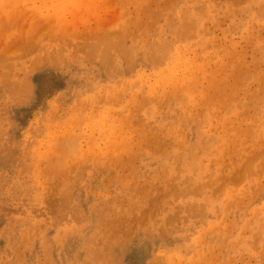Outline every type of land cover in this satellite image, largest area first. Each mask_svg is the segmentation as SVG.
Returning a JSON list of instances; mask_svg holds the SVG:
<instances>
[{
	"label": "rangeland",
	"instance_id": "rangeland-1",
	"mask_svg": "<svg viewBox=\"0 0 264 264\" xmlns=\"http://www.w3.org/2000/svg\"><path fill=\"white\" fill-rule=\"evenodd\" d=\"M3 1L5 3L9 2L8 4L10 3L16 4L18 7L17 9L18 14L17 11L16 13L15 11L14 12L8 11L5 14L1 15L2 17L0 16V28H2L0 29V264H104L103 262L104 258L106 259L104 260L105 264L106 261H108L107 259H109L110 264H117V263L146 264V263H151V261H155V260H162V259L168 260L169 257L174 256L176 249L179 250L180 257H178V259L183 258L185 260V261L183 259L181 260L183 263H187V261L191 258L192 255L194 257L199 253H202V250H204L205 254L201 259V263H214V246L213 249L212 247L210 248L211 245H214L213 232L215 235L217 233L224 235L221 238L225 239V243H226V238L228 237L233 239V242L237 244L236 255H233L232 253L227 254L226 250H224L223 252L226 254V255L224 254L225 257H227L228 255L229 256L232 255V257L234 258L232 264H236V262L237 264H264V247H263L264 234L263 235L260 234L259 237L257 236L258 233L255 234L254 237L256 236V238L258 239L256 240V238L253 239L254 233H252L256 229H258L259 232L260 228H263L261 229L260 233L264 231V225L260 223V222L264 223V188H261L264 186V165H263L264 160H262L263 159L262 157H259L257 161H255L256 167L258 166L259 167L258 170L260 171V172L258 171L256 172L257 176L259 175L257 178L256 177L252 178L253 174L251 176H247L249 178L243 176L244 178L242 180L241 178L237 180L238 183L233 181L234 183H236L234 184L229 182L232 179H229L231 177L228 176L230 174H231L230 176L236 175V173L239 170L238 166H240L241 164L243 165L247 163L249 160H251V158H249L247 161V158L253 156L252 153L256 150L252 149L251 151V148H249L248 152H246L245 154V157L241 160L239 159V156L234 157L233 158L234 160L235 159L238 160V162H236L235 160L237 165L235 162H233L231 165L230 163H226L228 161L232 162L233 159H229L225 161V163H223V165H226L224 166V170H222L223 168H220L219 170L220 173L219 172L216 173L215 168H210L211 164L209 163L208 159L206 160V158H202V160H199L201 165L199 164L197 165L193 153L190 154V152L195 151L198 145H201L203 141H204L203 142L204 146L201 145L199 147L201 148V150L206 149L212 143L217 141V139L219 138L218 135L225 136L226 130H223V128H218V127L210 128L209 121L207 126L206 123L207 117L205 118V115L196 113L198 108H194V107L192 108L189 107L188 114L191 113L190 114L191 116L189 115V118L191 117L190 119L192 120L191 121L185 120L187 123L185 124V121L183 120L185 119L184 111L183 109L181 110L176 105V100L180 99V97L182 98L183 97L182 94L175 95L178 96L175 97L177 99H175L174 96L173 97L169 96L168 97L169 100L166 98L169 94L168 95L163 94L164 95L163 97L164 102H163V100H161V95H158V93L157 95H155L157 97L156 98L153 95L150 96V95H146L145 93L138 92L140 94H138L139 96H137L136 99L134 100L138 103L135 102V104L137 105H134L133 104L134 101L128 94L130 93L132 96L134 91H138L136 85L134 87L132 86L131 88H129L128 94L126 93L127 91L125 93H119L122 94L124 97L121 95L116 96V99L114 101L111 99L112 90L109 91L110 94L108 97H107V93L105 95V90H104V88L107 85L110 84L113 85L116 81L120 79H125V80L130 79L133 76H135L138 72L140 73L145 72V74L148 75L150 72L156 69L158 67V64L155 65V63L152 62L153 66L150 65L151 63L148 60L150 57L149 53H152L151 55L157 57L159 55L161 56V54H163V50L162 49L158 50V49L163 48V43L166 45L167 44L166 42H169L168 43L169 45L168 44L166 45V49L169 46L171 50H174L177 47L190 45V44H191L190 47H193L194 43L195 45H197L198 44L197 41L199 40L201 43H199L198 46L200 44H203V46L200 45L201 49L205 48L206 46L205 44L207 43L206 42L202 43L203 40L202 39L200 40L199 37L192 38L191 41L192 42L195 41L193 45L192 42L187 43L188 41L187 38L182 39L178 37L177 28L181 24L180 22H182V18L180 16L182 12L185 13L187 12L186 17L192 16L196 26H198V29L203 32V33L201 32V34L206 38V39L204 38V41L205 40L207 41V39L213 40V42H211V45L210 44L207 45L206 48H208L211 51L209 53L211 56L210 60L212 63L211 65L214 66L217 64L219 59L223 57V55L226 52L223 46L220 47L219 42L225 40L227 42L229 41H233L235 43L238 42L239 44L237 43L238 45L236 46L238 51L244 50L246 43L245 41H243L244 39L242 36L243 35L242 31L245 26H248L247 24H249L250 26V24L253 25L255 24V22L258 23L253 26H255L256 28L255 30L257 33L261 32L258 35L261 37V39L264 40V32L262 33V30L264 31V16H263L264 14L261 13L264 4L262 3L260 5L257 2L258 0H250L251 2H253V7L251 8L247 6V2L236 4V1L238 2V0H228V1L207 0L208 2L205 1L206 4L201 3V6L205 5L204 6L205 10L203 16H200L199 14L200 12L197 11L200 8L195 9L196 7L195 4L191 3L192 4L191 5L190 2L189 4L188 2L177 3V0L175 1L173 0L175 3L172 2L171 5H169L170 8L169 6H165L167 7L165 8L166 10L161 11V13L163 12L164 14H166L165 17L163 16V14H160L157 17V19L160 17L158 20L152 18L153 15L151 17L152 19L149 16L147 17L148 22L151 20L149 22L151 26L148 28V30L151 33L150 35L147 29H139L133 24L131 28L130 27H127L128 29L125 28L126 26H124L123 23H125L129 19L132 21L133 18H135L137 7H135L133 4H129L126 7L127 9L125 10L128 14L127 16V14L124 13L125 11H122L123 6H120L121 5L119 2L120 0L118 1L117 0L116 1L115 0H106V1L105 0L104 1L103 0H98V1L97 0H48V2L47 0H37V1L12 0V2H10L11 0L10 1L3 0ZM98 2L100 4L99 6H98ZM234 4L238 6L234 7ZM13 6L16 8L15 5ZM118 8H120V10L122 9L121 12H119L120 10ZM202 8L200 10H202ZM248 9L250 10V12H248ZM167 10H169V12ZM189 10L192 11L191 14ZM157 11L158 9L156 10V8H154L152 13L154 14ZM174 11L176 13H174ZM193 12H197V13H193ZM52 13L55 15H52ZM117 13L120 14L122 13V16H120V14ZM157 13H159V11ZM168 13L171 15V17L173 16V18H171ZM6 15H8V17ZM161 15L163 18L161 17ZM117 17L119 18V20ZM202 21H204L203 23L205 24H202ZM154 22L156 24H154ZM153 24L155 26L157 25L158 29ZM260 25L263 26V29H261L262 27ZM122 26H124V28H122ZM119 27L120 29H125V30L127 29L125 31L126 36H124V39L128 37L124 40L125 41L124 45H126L124 46L125 49L127 50L129 49V47L131 48L133 47V49L135 50L137 49L138 51H140L138 52L139 54H137V52L134 53L135 50L131 48H130L131 50L129 49L130 54L133 53L135 55L134 60L132 59L134 58V55H129L131 56L130 59L132 60L131 63L130 60H128L127 58L126 55L127 52L125 51L123 52V50H121L120 48L116 46L114 47V45L107 47L105 46L103 48V45L107 43L108 40L110 39L109 38L106 41V38L109 37L108 34H111ZM129 28L130 30L132 29L131 31L134 32L135 36L133 33H132V37L130 36L129 33L131 31L130 32L128 31ZM151 28L155 29V30L153 29L154 32ZM136 29H138V31L139 30L143 31V32L139 31L141 36L144 35L143 38H141L140 36L141 38L140 40L142 41H137L139 40L138 38L139 36L138 34H136L137 32ZM258 29L259 31H257ZM59 31L60 33H58ZM127 31L129 33H127ZM161 35L167 41L164 38H162ZM129 36L131 38H133V36L134 37L137 36L136 38H134L136 44L134 43V41H132L131 43V39ZM151 36L154 37V40L153 38H151ZM159 36H161V39L158 38ZM146 38H148L149 41L148 43L147 41H145ZM136 41L140 42V44L137 43ZM143 42H146V44H144ZM155 42L160 44H155ZM216 42L217 44H215ZM31 44L32 46H30ZM95 44L96 45L99 44L98 48L102 47V49L105 52L102 49L100 50L102 53L100 51H97V48L96 49L94 48L96 46ZM158 45L160 47H158ZM195 45L194 47L198 48L197 50H199L200 46L198 47ZM263 45H264V41H263ZM241 46L242 48L243 47L244 48L241 49ZM246 47H247L246 48L247 51L244 50V54H243L244 63H246V65L248 66H251V64L255 65L258 62V67H256L255 70L257 72H264V62L262 60V54L259 53V52L262 53V51H260L261 49L259 51L255 50L254 52V50L252 51L253 48H251V45L249 47L248 46ZM150 49L153 50L150 51ZM163 49L165 50V47ZM84 50L86 52H84ZM99 52L101 53V55H99L100 54ZM123 54H125L126 58ZM143 54L145 55V57ZM146 54H149V56ZM89 56L90 58L93 57L94 58L90 59ZM106 57L109 58L106 59ZM126 59L128 60V62ZM91 61L94 62L91 63ZM129 63L132 65L130 66ZM32 66L35 68H33ZM34 69L35 71H33ZM250 72L254 73V69L252 68V71ZM258 82H256L255 84L252 83L253 85H251V88H249L248 90L240 91L239 100L241 101V103L248 102L250 104L248 109L245 110L244 112V114H246L245 117L247 116L243 124V127L245 128H247L248 126L250 127V125L253 124V119L256 120L257 116H258L257 120L261 119L260 117H262L263 114L262 111L264 110V102H263L264 89H262L263 90L262 91L261 88H264L263 86L264 81H258ZM86 84L87 85L90 84V85L86 87ZM204 86L207 87V85L203 83V85H201V87L197 89L198 92L197 90L195 91V94H198L199 91ZM120 90L121 88L119 89V91ZM93 93L96 94H94L93 96ZM261 93H262L261 98H258V96L260 97ZM104 95H105V99H104ZM248 95L251 96L252 98L249 97ZM128 96L130 97V99ZM147 96H150V98L149 97L146 98ZM119 97H122V99ZM144 97L146 99H142ZM127 99H129V101ZM118 100L125 102L119 103ZM139 100L142 101L140 102ZM127 102H131V103L124 105ZM122 104L124 105L125 109L123 108ZM255 104H258V107H255L257 106ZM114 105H116L115 108H118L117 110L113 108ZM137 106L139 107V109ZM97 107H99L98 111H97ZM107 107L110 109V111L108 110ZM105 108L106 110L109 111V113L108 111L105 110ZM135 108H137V110H135ZM119 109H123L122 112ZM140 109L142 110L140 111ZM132 112L135 113L134 116ZM105 113H108V116ZM109 114L111 115L110 117ZM131 115L133 116L132 119L134 120L133 125L136 126L132 125L130 126V128L139 127V126L143 127V125L146 126L147 124L146 127H150L151 129L149 128L148 129L153 131L152 130L153 127H156V130L157 129L159 130V127H161L162 125L165 126L167 122V125L165 127L162 126V129H160L161 132H164L163 134H159V131L157 130L159 136H161V138L163 137L162 140H167V141L165 142L163 141L164 145H161L162 142L161 143L159 142V144L157 142L156 144L154 143L155 145H157L156 147L157 151L154 147L155 145L153 144L152 145L149 144L148 148H147L148 145L147 144L145 145L144 148L141 147L140 148L141 150L134 149L135 151H137L136 153L137 156L133 155L135 154L134 151L133 153H130V155L133 156L131 157L132 160L125 159L124 160L125 163L122 164L118 163V165H116L117 162L115 161V158L112 155V153L113 152L114 154L116 153L115 152L117 151L116 149L120 146L119 143L122 142L123 132L129 129L127 126H125V128L123 127L125 124L121 126V129L119 130H117L118 128L116 129V127L121 123L122 120L128 121L129 119L133 123V121L129 118L131 117ZM169 115H171L173 119L172 117L170 118ZM100 118L101 119L105 118V119L104 121H102L99 120ZM148 118L151 121L148 120ZM180 118H182L181 127H180V122L178 123ZM171 119L173 120L172 122H174L173 124L172 122H170ZM249 119L251 120L250 123H249ZM95 122H97L98 124ZM135 122L138 123L136 124ZM139 122H141L140 125H138ZM101 123H105V124H101ZM106 123H107V127H106ZM146 127L145 129H147ZM175 127H177L178 129L176 130ZM164 128L166 129L164 130ZM169 128L172 130L169 131L168 130ZM115 130H117V134ZM156 130L154 129L155 132H157ZM189 130H191V132ZM210 130H212L213 132H211ZM221 131L224 132L222 133ZM171 132H176V134L173 133L175 134L173 135ZM135 133L136 131H133V134ZM202 133L204 137L206 136L205 138L202 137L203 136ZM114 134H116L117 137H115ZM164 134L166 136L169 134L170 135L169 137H166L163 136ZM111 137L112 140L114 137L113 141L111 140ZM109 138L111 141L108 140ZM175 139L177 141L180 140L181 142L178 141L180 143H178L177 145V141ZM139 140L140 138L137 135V133L136 135H132V141L137 142ZM132 141L128 142V143L131 142L130 148H133L135 146ZM174 142H176V144ZM263 143H260L259 146L262 147H258V149L259 148L263 149ZM244 144H246L245 146L250 147L247 141ZM166 145L168 146L169 149L165 147ZM184 145L188 147L186 148L184 147ZM162 147L165 148L162 149ZM158 148L160 150H158ZM151 149L152 150L155 149V150L150 152ZM148 150L150 151L146 152ZM164 150H166V153ZM132 151L133 149L131 150V152ZM101 152L104 154H102ZM143 152L144 154H142ZM180 152L182 153V155ZM185 152L187 153V155ZM99 154L100 155L102 154L103 156L101 155L102 156L101 157L99 156ZM161 154L163 157L160 158ZM173 154H176V156ZM188 154L190 155L188 156ZM138 156L139 159L137 160ZM190 156H191L190 160L192 164L190 160H189L190 163L188 162L189 159L188 157ZM103 157H105V159ZM182 157L185 158L183 159ZM133 158L135 161L133 160ZM84 159L85 162L87 161V163L90 160L89 163L88 164L81 163V160L84 161ZM163 159L164 160L168 159L165 162L169 163L170 165L166 163L162 164ZM182 159L185 162L182 161ZM245 159L247 162H245ZM127 160L130 161L128 162ZM76 161L77 163L79 161L77 165H76ZM183 162L186 164H184ZM193 163L199 167L201 166L202 167L200 169H197L198 171H196L197 167L193 166L194 165ZM239 163L241 164L239 165ZM79 164L80 166H78ZM227 164L229 166H227ZM187 165L188 168H186ZM158 166H160V169H158L159 168ZM207 166L208 168H206L204 172V168ZM233 166L235 167L237 166L238 170L235 169L234 171L235 173L232 171L230 173L229 171L235 168ZM75 167L79 170L75 169ZM225 167H227V169H225ZM228 167L229 168L232 167V168L228 170L229 169ZM260 168H263L261 169L263 171H261ZM183 169H185L186 172H183ZM194 169H195L194 172L195 174H193ZM82 170L84 171L83 174H82ZM212 170L216 175L215 174L214 175L211 174V176L208 175L212 173ZM227 170H228L227 173L229 174L226 173ZM140 172L142 174H140ZM161 172L163 173L164 177H162ZM166 172L168 173V175H165L167 174ZM256 173L254 175H256ZM119 175L122 176L123 180L121 179V176L119 177ZM158 175L160 176V178L158 177ZM169 175L171 178H173L171 179L173 181L169 179L170 178ZM219 175L221 177H219L218 179L219 181H217V183L220 186H218L215 183L216 181L215 182L212 181L213 183L212 184L211 179ZM224 175L225 178L229 180L227 181V185L224 184L226 180V179L223 180ZM59 177H62L63 179ZM220 178L222 183L220 182ZM156 179H158L159 182L156 181ZM165 179L167 184L163 182L165 181ZM208 179L210 180L211 184L208 183L209 182ZM199 180H201L202 182ZM205 181L206 184L204 183V186L205 185L206 186L201 187L203 185V182ZM143 182H145L146 185ZM193 182L196 184L194 185ZM200 182L201 184H199ZM254 183L255 185L256 184L258 185V187H256L257 189L255 188ZM221 184L225 186L223 187ZM54 186L55 188H53ZM174 186L175 189L177 190H174ZM199 186L202 188L201 192H199L198 190ZM245 186L248 188V191ZM147 187L148 188L152 187L150 188L151 191H149ZM191 188H193L194 191ZM229 188L230 190H233L231 192L232 194L234 193L233 195L235 197H231L233 196L231 194L230 199H227L229 198L227 197ZM185 189H188L189 193L191 192L190 194L187 193V197L183 194V196H185L187 199L185 197L183 198V196L180 195V193L181 194L184 193ZM218 190L221 191L220 192L221 195L217 193L219 192ZM241 190L243 192H241ZM135 191L139 193L141 196H139V194H137ZM177 191L179 194L177 193ZM60 192L63 193L64 195L61 194ZM116 193L117 195L118 194L119 195L118 196L115 195ZM222 193L226 195L225 196L223 195V197H221ZM149 194L153 196V198L154 197L155 198L153 199L151 197L152 198L151 199ZM168 194L169 196H167ZM69 195H71V197ZM236 195L238 196L237 198L239 200L245 197L246 198L239 201L236 198ZM136 198L138 199L137 204L135 202ZM224 199H226V201L228 202L232 200L231 202H229L230 205ZM234 199L236 201H234ZM221 202L222 204L224 202L225 204L231 206V208L228 211L229 213L226 217L223 214V212L221 213V211L223 210L221 208L222 206ZM138 203H141V206ZM188 203H190V205ZM192 204L198 207L195 208V206L193 205L194 206L193 207ZM135 206L138 207L135 208ZM190 206L191 208L192 207L193 208L191 209ZM59 207L61 210L59 209ZM78 207L79 208L81 207L82 210L81 209L79 210ZM157 207H159V209ZM199 207H201L202 209H200ZM112 209L114 212L112 211ZM147 210L149 211L147 212ZM81 212L85 214L82 215ZM106 213L108 214L107 217H106L107 215ZM132 213L137 215H134ZM53 214L54 215L56 214L57 217L54 216ZM106 218L107 221L105 223ZM138 220L140 222H138ZM102 222L104 223V225ZM113 222H115L116 224ZM136 222L138 223L136 224ZM144 222L146 223V225ZM117 223L119 224L117 225ZM260 224L262 225V227ZM93 225L96 228L93 227ZM122 226L124 229L122 228ZM131 227L132 229H130ZM91 228L95 231L91 230ZM168 228L170 230H168ZM230 228L233 230H231ZM209 229L212 230L209 231L210 234L208 233ZM223 229L225 231H223ZM243 229L246 234L248 233V235H246L247 238L246 237L242 238L241 236L239 237L238 235L241 234V231ZM72 230H74L76 234ZM226 230H228L229 232L226 233ZM114 231L115 233H113ZM83 233L85 234V236ZM95 233L98 234L97 237L94 236L97 235ZM92 234L93 236H91ZM202 234L203 236L204 235L205 236L203 237ZM207 235L209 236V238ZM216 236L218 237V235ZM69 237L72 238L70 239ZM76 237L79 238L77 239ZM85 237L86 238L90 237L89 241L91 238L96 237L97 239L93 238V240L95 239L94 240L95 245H92L91 242L87 244L88 238L86 239ZM129 237L131 238L128 239ZM119 239L121 241H118ZM209 240H212V242ZM246 241L247 242L249 241V243L252 244L251 248L248 246L244 247V245H247V243H244ZM184 242L185 243L188 242V243L185 244ZM208 242H211L210 243L211 245ZM255 242L258 243L259 247L258 245L255 244ZM202 243L206 245L205 246L204 244L201 245ZM90 245L93 246L94 248H92ZM96 248L98 249L101 255L96 250ZM112 248H113V252H112ZM208 248H210L209 252L212 253V255L208 254L209 253L207 251ZM248 248H250L251 251H249ZM44 249L46 250L44 251ZM94 250L96 251V253L94 252ZM106 251L108 252V254L106 253ZM219 252L220 254H222L221 251ZM94 254L97 255L94 256ZM103 254L105 256H102ZM50 255H52V257ZM206 256H208L209 259Z\"/></svg>",
	"mask_w": 264,
	"mask_h": 264
},
{
	"label": "bare ground",
	"instance_id": "bare-ground-1",
	"mask_svg": "<svg viewBox=\"0 0 264 264\" xmlns=\"http://www.w3.org/2000/svg\"><path fill=\"white\" fill-rule=\"evenodd\" d=\"M10 1V0H9ZM37 1V0H36ZM98 1V0H97ZM104 1V0H103ZM106 1V0H105ZM116 1V0H115ZM118 1V0H117ZM175 1V0H174ZM173 0H120L119 2H120V6H123V10L122 11H125L127 8V6L129 5V4H133L135 7H137V12H136V15H135V18H133V20L131 21L129 18V20H127V19H125V20H127L125 23H123L124 24V26H126L125 28H127V27H132V24L133 25H135L137 28H139V29H147L148 30V28L151 26V24L148 22V20H147V17L149 16L150 18L152 17V15H153V17L152 18H155V19H157V17L160 15V14H163V16L165 17L166 16V14H164L163 12L161 13V11H164V10H166L165 8H167V7H165V6H169V5H171V3L172 2H174ZM208 2L207 0H177V3L178 2H184V3H187L188 2V4H189V2H190V4L192 3V4H195V9L196 8H202V7H204L205 5L204 4H206V2ZM224 1V0H223ZM228 1V0H227ZM10 2H12V0L10 1ZM47 2H48V0H47ZM46 2V3H47ZM109 2V1H108ZM242 2H247V6H249V7H253V2H251L250 0H238V2L236 1V4L238 3V4H240V3H242ZM260 5L263 3L264 4V0H258L257 1ZM9 3V2H8ZM8 3H5L3 0H0V16L1 15H3V14H5L6 12H8V11H15V13H16V11H17V14H18V7H17V5L16 4H14V3H10V4H8ZM175 3V2H174ZM201 3H204L203 5L204 6H201ZM217 3V2H216ZM232 3V2H231ZM37 4V3H36ZM102 4H103V2H102ZM191 4V5H192ZM236 4H234V7L236 6ZM13 5H15L16 6V8L13 6ZM94 5H96V4H94ZM100 4H99V2H98V6H99ZM119 5V4H118ZM117 5V6H118ZM175 5V4H174ZM177 5V4H176ZM210 5V4H209ZM259 5V6H260ZM60 6V5H59ZM68 6V5H67ZM102 6V5H101ZM119 6V7H120ZM220 6V5H219ZM238 6V5H237ZM236 6V7H237ZM73 7V6H72ZM96 7V6H95ZM114 7H115V5H114ZM262 7V6H261ZM260 7V8H261ZM59 8V7H58ZM111 8V7H110ZM121 8V7H120ZM120 8H118L119 10H120ZM154 8H156V10L158 9V11H159V13H157V12H155L154 14L152 13V11H153V9ZM169 8H170V6H169ZM220 8V7H219ZM264 8V7H263ZM262 8V10H261V13H263L264 14V9ZM61 9V8H60ZM105 9H107V8H105ZM117 9V10H118ZM172 9H173V7H172ZM194 9V10H195ZM197 10V11H199L200 13V16H203V14H204V10H205V7L204 8H202V10ZM233 9V8H232ZM56 10V9H55ZM55 10H53V11H55ZM58 10V9H57ZM80 10V9H79ZM92 10H93V7H92ZM121 10L119 11V12H121ZM128 10H129V8H128ZM135 10V11H136ZM169 10H171V9H169ZM169 10H167L168 12H169ZM191 10V9H190ZM189 10V11H190ZM208 10V9H207ZM228 10H229V8H228ZM259 10V9H258ZM60 11V10H59ZM58 11V12H59ZM91 11V10H90ZM89 11V12H90ZM112 11H113V9H112ZM233 11V10H232ZM23 12V11H22ZM79 12V11H78ZM92 12H95V11H92ZM97 12V11H96ZM172 12H173V10H172ZM191 12L192 11H190V14H191ZM231 12V11H230ZM235 12V11H234ZM248 12H250V10L248 9ZM258 12H260V11H258ZM124 13H126L127 14V12L125 11ZM174 13H176L175 11H174ZM177 13H178V11H177ZM187 13V12H186ZM185 12H182L181 13V18H182V22H180L181 24L179 25V27L177 28V33H178V37L179 38H187L188 39V41H187V43H190V42H192L191 40H192V38L194 37V38H196V37H199L200 38V40L202 39L203 41H202V43L204 42H206L207 44H205L206 46L207 45H211V42H213V40L212 39H207V41L205 40L204 41V36L201 34V30H199L198 29V26H196V24H195V22H194V20H193V18H192V16H187L186 17V14ZM193 13H197V12H193ZM222 13H223V11H222ZM232 13V12H231ZM247 13V12H246ZM257 13V12H256ZM14 14V13H13ZM12 14V15H13ZM117 14H120V13H117ZM169 14V13H168ZM260 14V13H259ZM262 14V15H263ZM11 15V16H12ZM15 15V14H14ZM22 15V14H21ZM52 15H55V14H53L52 13ZM59 15H60V13H59ZM77 15H79V14H77ZM131 15V14H130ZM129 15V16H130ZM189 15V14H188ZM7 17H8V15H6ZM10 16V17H11ZM24 16V15H23ZM120 16H122V13L120 14ZM127 16H128V14H127ZM169 16L171 17V15L169 14ZM168 16V17H169ZM176 16V15H175ZM205 16V15H204ZM259 16V15H258ZM264 16V15H263ZM2 17V16H1ZM3 17H5V16H3ZM9 17V18H10ZM15 17V16H14ZM119 17V16H118ZM117 17V18H118ZM161 17H162V15H161ZM199 17V16H198ZM9 18H8V20H9ZM12 18V17H11ZM89 18V17H88ZM92 18V17H91ZM126 18V17H125ZM151 18V19H152ZM160 18V17H159ZM158 18V19H159ZM163 18V17H162ZM162 18H161V20H162ZM171 18H173V16L171 17ZM205 18H207V17H205ZM219 18V17H218ZM232 18V17H231ZM57 19V18H56ZM90 19V18H89ZM157 19V20H158ZM233 19V18H232ZM231 19V20H232ZM262 19V18H261ZM7 20V19H6ZM21 20V19H20ZM73 20V19H72ZM100 20V19H99ZM107 20V19H106ZM118 20H119V18H118ZM154 20V19H153ZM219 20V19H218ZM35 21V20H34ZM89 21V20H88ZM172 21H173V19H172ZM252 21V20H251ZM15 22V21H14ZM42 22V21H41ZM81 22V21H80ZM91 22V21H90ZM90 22H89V24H90ZM204 21H202V24H205V23H203ZM29 23V22H28ZM73 23V22H72ZM200 23H201V21H200ZM27 24V23H26ZM37 24H39V23H37ZM154 24H156L155 22H154ZM153 24V25H154ZM177 24H179V23H177ZM256 24H258V23H256L255 22V24H253V25H256ZM29 25V24H28ZM40 25H41V23H40ZM68 25V24H67ZM116 25V24H115ZM118 25V24H117ZM161 25V24H160ZM170 25V24H169ZM168 25V26H169ZM208 25V24H207ZM243 25V24H242ZM242 25H240V26H242ZM246 25V24H245ZM244 25V26H245ZM248 26H245L244 28H243V41H245V43H246V46H250L251 45V48H253L252 49V51L254 50V52H255V50L256 51H259L260 49V51H262V53L261 52H259L260 54H262V60H263V62H264V45H263V39H261V37L258 35L259 33H261V32H259V33H257L256 32V28H255V26H253L252 24H250V26H249V24H247ZM252 25V26H251ZM262 25V24H261ZM260 25V26H261ZM37 26V25H36ZM124 26H122V28H124ZM155 26V25H154ZM134 27V26H133ZM156 28L158 27L157 25L155 26ZM258 27V26H257ZM262 28L261 29H263V26H261ZM62 28V27H61ZM109 28H111V27H109ZM130 28H129V32L132 30H130ZM170 28V27H169ZM207 28V27H206ZM217 28V27H216ZM215 28V29H216ZM0 29H2V28H0ZM32 29V28H31ZM128 29V28H127ZM126 29V30H127ZM134 29V28H133ZM152 29V28H151ZM154 29V28H153ZM152 29V30H153ZM158 29V28H157ZM156 29V30H157ZM204 29V28H203ZM214 29V30H215ZM260 29V28H259ZM259 29L257 30V31H259ZM35 30V29H34ZM111 30V29H110ZM115 30V29H114ZM125 29H120V27L119 28H117V30H115V31H113L111 34H108V38H106V41L108 40V42L107 43H105L104 45H103V48L106 46H113L114 45V47L116 46V47H118V48H120L121 50H123V52L125 51V52H127V58H128V60H130L131 59V56H129V55H134L133 53L132 54H130V51H129V49L131 48V47H129V49H125V47L124 46H126V45H124V43H125V39L126 38H128V37H126L125 39H124V36H126V33H125V31H126ZM136 30H137V32H136ZM135 30V32H136V34H138V38H139V40H137V41H142V40H140L141 38H143L144 37V35L143 36H141V34H140V32H143L142 30L139 32L138 31V29H136ZM155 30V29H154ZM154 30H153V32H154ZM205 30V29H204ZM213 30V31H214ZM76 31V30H75ZM127 31V33H129ZM164 31H165V29H164ZM211 31V30H210ZM238 31V30H237ZM95 32V31H94ZM147 32V31H146ZM148 32L150 33V31L148 30ZM209 32V31H208ZM264 31L262 30V33H263ZM54 33V32H53ZM58 33H60V31L58 32ZM132 33L134 34V32H130L129 34H130V36L132 37ZM145 33V32H144ZM160 33V32H159ZM203 33V32H202ZM239 33V32H238ZM28 34H29V32H28ZM52 34V33H51ZM57 34V33H56ZM65 34V33H64ZM77 34V33H76ZM146 34V33H145ZM157 34V33H156ZM162 34H164V33H162ZM59 35V34H58ZM150 35H151V33H150ZM158 35V34H157ZM210 35V34H209ZM261 35V34H260ZM28 36V35H27ZM26 36V37H27ZM79 36V35H78ZM128 36V35H127ZM129 36V37H130ZM134 36H135V34H134ZM133 36V38H131L130 37V39H131V43H132V41H134V43H135V39L134 38H136V37H134ZM140 36H141V38H140ZM148 36H149V34H148ZM154 36V35H153ZM162 36V35H161ZM161 36H159L158 38L159 39H161ZM188 36V37H187ZM218 36V35H217ZM235 36V35H234ZM90 37V36H89ZM231 37H233V36H231ZM51 38H52V36H51ZM148 38H150V37H148ZM148 38H146L145 39V41H147V43L149 42L148 41ZM151 38H153V40H154V37H152L151 36ZM162 38H164L163 36H162ZM237 38V37H236ZM241 38V37H240ZM54 39V38H53ZM61 39V38H60ZM133 39V40H132ZM158 39V40H159ZM165 39V38H164ZM206 39V38H205ZM149 40H151V39H149ZM166 40V39H165ZM234 40V39H233ZM263 40V41H262ZM98 41H100V40H98ZM136 41V42H137ZM167 41V40H166ZM180 41V40H179ZM183 41V40H182ZM218 41V40H217ZM229 41V40H228ZM239 41H242V40H239ZM158 42V41H157ZM157 42H155V44H160L161 43V41H160V43H157ZM163 42V41H162ZM165 42V41H164ZM172 42V41H171ZM195 42V41H194ZM194 42H192V45H193V43ZM198 42V44L199 43H201L199 40L197 41ZM129 43V42H128ZM137 43H139L140 44V42H137ZM144 44H146V42H143ZM167 44L169 43V42H166ZM173 43V42H172ZM171 43V44H172ZM238 43V42H237ZM237 43H235V42H233V41H229V42H227L226 40L225 41H222V42H219V44H220V47H224V49L226 50V52H225V54L223 55V57H221L220 59H219V61L217 62V64L216 65H214V66H212L211 64V56H210V50L208 49V48H206V46H205V48H202L201 49V46H203V44H200L199 46H198V44L197 45H195V43H194V45L195 46H198L200 49L199 50H197L198 48H196V47H194V45H193V47H190V45H185V46H180V47H177L176 49H174V50H171L170 48H169V46L167 47V49H166V45L163 43V48L165 47V50L163 49V48H160V49H158V50H163V54H161V56L159 55L158 57L157 56H154V55H151L152 53H149L150 54V57H149V61H150V65H152L153 66V64H152V62L153 63H155V65L156 64H158V67L156 68V69H154L152 72H150L148 75H146L145 74V72L144 73H140V72H138L135 76H133L132 78H130V79H120V80H118V81H116L113 85H107L105 88H104V90H105V95H106V93H107V97L109 96V94H110V92L109 91H111L112 90V92H111V99L114 101L115 99H116V96H123L122 94H119V93H125L126 91V93L128 94V90H129V88H131L132 86L134 87L135 85L137 86V90L138 91H134V90H132V91H134L133 92V97L131 96V94L129 93L128 95H130V97L132 98V100L134 101L135 99H136V97L137 96H139L138 94H140V93H145L146 95H150V96H155V95H157V93H158V95H161V100H163V97H164V95L163 94H166V95H168L166 98L169 100V96L170 97H173L174 96V98L175 97H178V96H175V95H180V94H182L183 95V97L181 98L180 97V99H178V100H176V105L182 110L183 109V111H184V116H185V119H183L184 121L186 120V121H191L192 119H190L189 118V115L191 114H188V109H189V107H194V108H198L197 109V112L196 113H198V114H203V115H205V118L207 117V119H206V123H207V126H208V121H209V126H210V128H212V127H215V128H223V130H226V134H225V136H222V135H218V139H217V141L216 142H214V143H212L210 146H208L206 149H202L201 150V148L199 147V146H204L203 145V142H202V144L201 145H198V147H197V149H195V151H193V152H190V154L191 153H193V156L195 157V162H196V164L198 165H201L200 164V162H199V160H202V158H206V160L208 159L209 160V163L211 164V167L210 168H215V172L216 173H218L219 172V170H220V168H223L222 170H224V166H226V165H223V163H225V161H227V160H229V159H233L234 157H236V156H239V159L241 160V159H243L244 157H245V154H246V152H248V150H249V148H251V151H252V149H254V150H256V151H254L252 154H253V156H251V157H248L247 158V161H248V159L249 158H251V160H249L248 162L246 161V159H245V162H247V163H245V164H241V163H239V165L240 166H238L239 167V170H238V167L236 168L235 166H233V167H235V168H233L232 170H230V168H232V167H228L229 169L228 170H230L229 172L231 173V171L232 172H234L235 171V169H237L238 170V172L236 173V175H232V176H230V175H228L229 177H231V178H229V179H232L231 181H229L227 178H225V175H224V179L223 180H225V185H227V181H229L230 183H234L233 181H235V182H237V180H239V178H241V180L244 178V177H246V178H249V177H247V176H251L252 174V178H254V177H258L257 176V171L258 172H260L258 169H259V167L257 166L256 167V162L255 161H257V159L259 158V157H262L263 159L262 160H264V143H263V141H264V110L262 111V117H260L261 119H259V120H257V118H258V116L256 117V120H254L253 119V124L252 125H250V127L248 126L247 128H245V127H243V124H244V122H245V118L247 117H245V115L246 114H244V112H245V110H247L248 109V107H249V103L248 102H242L241 103V101L239 100V95H240V91L241 90H248L249 88H251V85H253L252 83H256V82H258V81H264V72H257L256 70H255V68L256 67H258V62H257V64H255V65H252L251 64V66H248V65H246V63H244V61H243V54H244V50H246L247 51V47L245 46V48H244V50L242 51V50H240V51H238V49L236 48V46L239 44H237ZM17 44H18V42H17ZM72 44V43H71ZM136 44V43H135ZM144 44H142V45H144ZM215 44H217V42L215 43ZM214 44V45H215ZM243 44H244V42H243ZM96 45V44H95ZM101 45H102V43H101ZM165 45V46H164ZM169 45V44H168ZM30 46H32V44L30 45ZM34 46V45H33ZM71 46V45H70ZM98 46H99V44H97L94 48L96 49L97 48V51H100L101 49H102V47H99L98 48ZM154 46V45H153ZM217 46H219V45H217ZM29 47V46H28ZM68 47V46H67ZM158 47H160L159 45H158ZM157 47V48H158ZM162 47V46H161ZM214 47V46H213ZM219 47V48H220ZM239 47V46H238ZM127 48V47H126ZM169 48V49H168ZM242 48V46H241V49H243ZM250 48V49H251ZM11 49V48H10ZM38 49V48H37ZM50 49V48H49ZM77 49V48H76ZM80 49V48H79ZM99 49V50H98ZM111 49V48H110ZM113 49H116V48H113ZM131 49H133V47L131 48ZM130 49V50H131ZM173 49V48H172ZM217 49V48H216ZM15 50V49H14ZM103 50V49H102ZM112 50V49H111ZM133 50H135V49H133ZM137 50V49H136ZM135 50V52L134 51H132V52H134V53H136L137 52V54H139L138 52H140V51H136ZM151 50H153V49H150V51ZM157 50V49H156ZM168 50H171V51H168ZM209 50V51H208ZM38 51V50H37ZM91 51V50H90ZM104 51V50H103ZM107 51V50H106ZM142 51H143V49H142ZM142 51H141V53H142ZM145 51V50H144ZM251 51V50H250ZM251 51V52H252ZM72 52V51H71ZM84 52H86L85 50H84ZM101 52V51H100ZM99 52V53H100ZM105 52V51H104ZM120 52V51H119ZM27 53V52H26ZM32 53V52H31ZM102 53V52H101ZM101 53L99 54V55H101ZM228 53V54H227ZM258 53V54H259ZM149 54H146V55H148L149 56ZM155 54V53H154ZM26 55H28V54H26ZM73 55V54H72ZM109 55H110V53H109ZM124 56H125V54H123ZM144 55V54H143ZM156 55V54H155ZM256 55V54H255ZM153 56V57H152ZM88 57V56H87ZM130 57V58H129ZM144 57H145V55H144ZM213 57V56H212ZM89 58H90V56H89ZM94 58V57H93ZM93 58H90V59H93ZM102 58H103V56H102ZM105 58V57H104ZM107 58H109V57H106V59ZM125 58H126V56H125ZM5 59V58H4ZM29 59V58H28ZM133 60L135 59V55H134V58H132ZM7 60V59H6ZM127 60V59H126ZM128 60H127V62H128ZM16 61H18V60H16ZM21 61V60H20ZM64 61V60H63ZM62 61V62H63ZM86 61H87V59H86ZM131 61L132 60H130V63H131ZM257 61V60H256ZM33 62V61H32ZM40 62V61H39ZM54 62V61H53ZM68 62V61H67ZM90 62V61H89ZM94 61H91V63H93ZM135 62V61H134ZM255 62V61H254ZM88 63V62H87ZM107 63V62H106ZM129 63V64H130ZM159 63H162V64H159ZM133 64H135V63H133ZM86 65V64H85ZM132 64H130V66H131ZM11 66V65H10ZM36 66H38V65H36ZM54 66V65H53ZM31 67V66H30ZM33 67V66H32ZM40 67V66H39ZM261 67V66H260ZM9 68V67H8ZM17 68V67H16ZM33 68H35V67H33ZM252 68L254 69V73L253 72H250V71H252ZM28 69V68H27ZM33 71H35V69L33 70ZM87 71V70H86ZM146 71V70H145ZM135 72V71H134ZM7 73V72H6ZM81 73V72H80ZM85 73V72H84ZM4 75V74H3ZM149 75H151V76H149ZM124 77V76H123ZM100 78V77H99ZM7 79V78H6ZM95 79V78H94ZM103 80V79H102ZM15 83V82H14ZM23 83V82H22ZM103 83V82H102ZM203 83H205L206 85H207V87H203L200 91H199V93L198 94H195V91L199 88V87H201V85H203ZM258 83H260V82H258ZM82 84V83H81ZM90 85V84H89ZM89 85H87L86 84V87L87 86H89ZM258 85H260V84H258ZM257 85V86H258ZM264 86V85H263ZM24 87H26V86H24ZM91 87V86H90ZM260 87V86H259ZM92 88H93V86H92ZM91 88V89H92ZM100 88V87H99ZM121 88V90L119 91V89ZM78 89V88H77ZM262 89H264V88H261V90ZM30 91V90H29ZM86 91V90H85ZM132 91H131V93H132ZM259 91H260V89H259ZM263 91V90H262ZM28 92V91H27ZM96 92V91H95ZM109 92V93H108ZM138 92H140V93H138ZM197 92H198V90H197ZM243 92V91H242ZM258 92V91H257ZM97 93V92H96ZM96 93H93V96H94V94H96ZM161 93V94H160ZM252 93V92H251ZM260 93V92H259ZM259 93H258V95H259ZM18 94V93H17ZM85 94V93H84ZM98 94H100V93H98ZM127 94H126V97H127ZM249 94V93H248ZM105 95H104V99H105ZM125 95V94H124ZM261 95H262V93L260 94V97L258 96V98H261ZM263 95H264V93H263ZM150 96H147L146 98H150ZM249 96V95H248ZM88 97V96H87ZM124 97V96H123ZM129 97V96H128ZM130 97H129V99H130ZM156 97V96H155ZM243 97V96H242ZM249 97H251V96H249ZM263 97V96H262ZM86 98V97H85ZM119 98H121L122 99V97H119ZM145 97L144 98H142V99H146ZM157 98V97H156ZM160 98V97H159ZM246 98V97H245ZM252 98V97H251ZM251 98H249V99H251ZM88 99V98H87ZM129 99H127L128 101H129ZM175 99H177V98H175ZM240 99H241V97H240ZM253 99H254V97H253ZM14 100V99H13ZM16 100V99H15ZM108 100H110V99H108ZM154 100H156V99H154ZM158 100H160V99H158ZM166 100V99H165ZM174 100V99H173ZM260 100V99H259ZM263 100H264V98H263ZM89 101V100H88ZM96 101V100H95ZM119 101V103H123V102H125V101H121V100H118ZM140 101V100H139ZM142 101V100H141ZM140 101V102H141ZM152 101V100H151ZM261 101V100H260ZM135 102L136 101H134V105H137V104H135ZM154 102V101H153ZM158 102H160V101H158ZM157 102V103H158ZM163 102H164V100H163ZM256 102H257V100H256ZM262 102V101H261ZM264 102V101H263ZM118 103V104H119ZM128 103H131V102H127L126 104H124V105H127ZM136 103H138V102H136ZM20 104V103H19ZM95 104V103H94ZM153 104V103H152ZM123 105V104H122ZM124 105H123V108H124ZM255 105H257V106H255ZM254 106L255 107H258V104H255ZM115 106L116 105H114V107L113 108H115ZM138 106H139V104H138ZM137 106V107H138ZM146 106V105H145ZM158 106V105H157ZM162 106V105H161ZM121 107V106H120ZM155 107V106H154ZM98 108L99 107H97V111H98ZM108 108V107H107ZM156 108V107H155ZM166 108V107H165ZM116 110L118 109V108H115ZM125 109V108H124ZM138 109H139V107H138ZM172 109V108H171ZM185 109V110H184ZM255 109V108H254ZM105 110H106V108H105ZM108 110L110 111V109L108 108ZM108 110H106V111H108ZM119 110H121V112H122V110L123 109H119ZM118 110V111H119ZM135 110H137V108H135ZM142 109H140V111H141ZM159 110V109H158ZM96 111V112H97ZM109 111H108V113H109ZM191 111V110H190ZM120 112V113H121ZM138 112H139V110H138ZM176 112V111H175ZM186 112V113H185ZM256 112V111H255ZM108 113H105L107 116H108ZM133 113V112H132ZM135 113H136V111H135ZM135 113H133V116H134V114ZM261 113V112H260ZM95 114H97V113H95ZM115 114V113H114ZM141 114V113H140ZM186 114H187V116H186ZM259 114V113H258ZM94 115V114H93ZM254 115V114H253ZM256 115V114H255ZM97 116V115H96ZM111 115L109 114V117H110ZM133 116L131 115V117H129L132 121H133V123L128 119V121L126 120H122L121 121V123L116 127V129L117 130H119V129H121V126H123L124 124V128H125V126H127L129 129H127V130H125L124 132H123V136H122V142L121 143H119V147L118 146H116V147H118L116 150L117 151H115L116 153L114 154V152L112 153V155L114 156V158H115V161L117 162V164L116 165H118V163L119 164H122V163H125L124 162V160L125 159H131V157H133V156H131L130 155V153H133L135 150L134 149H136V150H139L141 147H145V145H147V148H148V146H149V144H153V145H155L156 144V142L159 144V142L161 143L162 142V144L161 145H164L163 144V141L165 142V141H167V140H162L163 139V137L161 138V136H159V134H163L164 132H161V130L160 129H162V126L161 127H159V134H158V131L156 130V127H153V131H151V130H149V129H151L150 127H146L147 126V124H146V126L145 125H143V127L145 126L147 129H145V127L143 128L142 126H139V127H133V128H130V126H132L133 124H134V120L132 119L133 118ZM170 116V118L172 117L171 115H169ZM191 116V115H190ZM260 116V115H259ZM181 117V116H180ZM253 117H255V116H253ZM252 117V118H253ZM137 118V117H136ZM183 118V117H182ZM182 118H180V120L178 121V123L180 122V127H181V120H182ZM193 118V117H192ZM205 118H203V119H205ZM105 119V118H104ZM104 119H99V120H102V121H104ZM108 119V118H107ZM127 119V118H126ZM172 119H173V117H172ZM171 119V121L170 122H172L173 120ZM148 120H150L149 118H148ZM98 121V120H97ZM151 121V120H150ZM186 121H185V124H187L186 123ZM248 121V120H247ZM250 119H249V123H250ZM82 122V121H81ZM95 123H97V122H95ZM136 124L138 123V122H135ZM140 123L141 122H139V124L138 125H140ZM174 122H172V124H173ZM248 123V122H247ZM248 123V124H249ZM98 124V123H97ZM100 124V123H99ZM101 124H105V123H101ZM152 124V123H151ZM184 124V125H185ZM188 124H189V122H188ZM166 125H167V122H166ZM165 125V126H166ZM246 125V124H245ZM133 126H136V125H133ZM165 126H163V127H165ZM170 126V125H169ZM105 127V126H104ZM106 127H107V123H106ZM122 127V128H123ZM152 127V126H151ZM178 127V126H177ZM177 127H175L176 128V130L178 129ZM206 127V126H205ZM103 128V127H102ZM149 128V129H148ZM167 128V127H166ZM166 128H164V130L166 129ZM171 128V127H170ZM168 129L169 131L170 130H172V129ZM154 129L157 131V132H155L154 131ZM180 129V128H179ZM182 129V128H181ZM184 129V128H183ZM186 129V128H185ZM117 130H115L116 131V134H117ZM129 130V131H128ZM175 130V131H176ZM214 130H216V129H214ZM218 130V129H217ZM104 131V130H103ZM114 131V132H115ZM133 131H136V133H137V135L139 136V138H140V140L139 141H137V142H135V141H132V135H136V133L135 134H133ZM163 131V130H162ZM167 131V130H166ZM180 131V130H179ZM190 132H191V130H189ZM208 131H209V129H208ZM211 132H213L212 130H210ZM177 132V131H176ZM176 132H171L172 134L173 133H175L176 134ZM203 132H205V131H203ZM216 132V131H215ZM222 132V131H221ZM224 132V131H223ZM222 132V133H223ZM70 133V132H69ZM95 133H96V131H95ZM170 133V134H171ZM217 133V132H216ZM116 134H114L115 135V137H117V135ZM166 134H168V133H166ZM169 134V135H170ZM175 134H173V135H175ZM190 134V133H189ZM169 135H163V136H166V137H169ZM178 135V134H177ZM202 135H203V133H202ZM211 135H213V134H211ZM94 136H95V134H94ZM113 136V135H112ZM222 136V137H221ZM171 137V136H170ZM173 137H175V136H173ZM191 137V136H190ZM202 137H204V135L202 136ZM206 137V136H205ZM204 137V138H205ZM221 137V138H220ZM62 138V137H61ZM204 138H201V139H204ZM35 139V138H34ZM103 139V138H102ZM135 139V138H134ZM168 139V138H167ZM171 139V138H170ZM177 139V138H176ZM175 139V140H176ZM209 139V138H208ZM108 140H110V138L108 139ZM111 140H112V137H111ZM110 140V141H111ZM113 140H114V137H113ZM112 140V141H113ZM25 141V140H24ZM129 141H132L133 142V144L135 145L133 148H130V143H128ZM177 141V140H176ZM178 141H180V140H178ZM177 141V145H178V143H180V142H178ZM247 141L248 143H249V146L250 147H247V146H245L246 144H244L245 142ZM183 142V141H182ZM198 142H199V140H198ZM155 143V144H154ZM175 144H176V142H174ZM260 143H263V149L262 148H259L258 149V147H262V146H259L260 145ZM167 144V143H166ZM199 144V143H198ZM208 145V144H207ZM61 146V145H60ZM108 146V145H107ZM257 146V147H256ZM111 147H113V146H111ZM155 147V149H156V151H157V145H155L154 146ZM153 147V148H154ZM165 147H167V149H169L168 148V146L166 145ZM165 147H162V149L163 148H165ZM172 147H175V146H172ZM184 147H186V145H184ZM188 147V146H187ZM186 147V148H187ZM195 147V146H194ZM253 147V148H252ZM94 148V147H93ZM200 148V149H199ZM110 149V148H109ZM133 149V151L131 152V150ZM146 149V148H145ZM154 149V150H155ZM166 149V150H167ZM170 149H172V148H170ZM179 149H181V148H179ZM93 150V149H92ZM141 150V149H140ZM147 150V149H146ZM154 150H152L151 149V151L150 150H148V151H146V152H152V151H154ZM158 150H160L159 148H158ZM166 150H164L165 151V153H166ZM188 150V149H187ZM189 150H190V148H189ZM107 151V150H106ZM109 151V150H108ZM169 151V150H168ZM184 151H185V149H184ZM250 151V152H251ZM73 152V151H72ZM110 152V151H109ZM69 153V152H68ZM102 153V152H101ZM111 153V152H110ZM136 153H137V151H135V154H133V155H135V156H137L136 155ZM140 153V152H139ZM138 153V154H139ZM157 153V152H156ZM168 153V152H167ZM179 153V152H178ZM181 153V152H180ZM186 153V152H185ZM102 154H104V153H102ZM101 154V155H102ZM105 154H107V153H105ZM142 154H144V152L142 153ZM151 154V153H150ZM153 154V153H152ZM169 154V153H168ZM190 154H188V156L190 155ZM249 154H251V153H249ZM70 155V154H69ZM68 155V156H69ZM72 155H73V153H72ZM100 154H99V156H101ZM157 155V154H156ZM170 155V154H169ZM173 155H175L176 156V154H173ZM181 155H182V153H181ZM186 155H187V153H186ZM103 156V155H102ZM101 156V157H102ZM145 156V155H144ZM166 156V155H165ZM249 156V155H248ZM96 157V156H95ZM161 157H163L162 156V154L160 155V158ZM167 157V156H166ZM62 158V157H61ZM69 158V157H68ZM92 158V157H91ZM100 158V157H99ZM104 159H105V157H103ZM102 158V159H103ZM113 158V157H112ZM136 158V157H135ZM168 158V157H167ZM170 158V157H169ZM176 158V157H175ZM181 158V157H180ZM183 158V157H182ZM185 158V157H184ZM183 158V159H184ZM189 159H188V162H189V160H190V158H191V156L190 157H188ZM85 159H86V157H85ZM85 159H84V161L83 160H81V163H87V161L85 162ZM93 159V158H92ZM139 159V156H138V158H137V160ZM165 159V158H164ZM163 159V162H162V164H164V163H166L165 161L166 160H168V159H166V160H164ZM182 159V161H184ZM53 160H54V157H53ZM57 160V159H56ZM99 160V159H98ZM107 160H108V158H107ZM132 160V159H131ZM133 160H134V158H133ZM175 160V159H174ZM186 160V159H185ZM236 160V159H235ZM235 160L233 159V161L232 162H226V163H230V165L233 163V162H235ZM239 160V161H240ZM262 160H261V163H262ZM90 161V160H89ZM89 161H88V163H89ZM103 161V160H102ZM128 161V160H127ZM130 161V160H129ZM128 161V162H129ZM135 161V160H134ZM161 161H162V159H161ZM139 162V161H138ZM170 162V161H169ZM185 162V161H184ZM183 162V163H184ZM187 162V163H188ZM190 162H191V160H190ZM189 162V163H190ZM236 162H238V160H236ZM235 162V163H236ZM241 162V161H240ZM56 163V162H55ZM78 163H79V161H78ZM77 163V161H76V165L78 164ZM87 163V164H88ZM91 163H92V160H91ZM127 163V162H126ZM158 163V162H157ZM173 163V162H172ZM171 163V164H172ZM188 163V164H189ZM264 163V162H263ZM54 164V163H53ZM57 164H59V163H57ZM67 164V163H66ZM166 164H169V163H166ZM175 164V163H174ZM184 164H186V163H184ZM183 164V165H184ZM191 164H192V162H191ZM194 164V163H193ZM70 165H71V163H70ZM89 165H91V164H89ZM125 165V164H124ZM136 165V164H135ZM134 165V166H135ZM170 165V164H169ZM168 165V166H169ZM190 165V164H189ZM197 165H193V166H196L197 168H196V171H198L197 169H200L201 167H199V166H197ZM223 165V166H222ZM233 165H235V164H233ZM236 165H237V163H236ZM258 165H260V164H258ZM262 165V164H261ZM264 165V164H263ZM53 166V165H52ZM66 166V165H65ZM78 166H80V164L78 165ZM114 166V165H113ZM112 166V167H113ZM123 166V165H122ZM166 166V165H165ZM174 166V165H173ZM173 166H172V169H173ZM204 166V165H203ZM227 166H229L228 164H227ZM72 167V166H71ZM88 167V166H87ZM87 167H86V169H87ZM119 167V166H118ZM130 167V166H129ZM140 167V166H139ZM159 167V168H158ZM157 168L158 169H160V166H158ZM176 167V166H175ZM185 167V166H184ZM261 167V166H260ZM58 168H59V166H58ZM57 168V169H58ZM64 168V167H63ZM70 168V167H69ZM125 168V167H124ZM168 168V167H167ZM186 168H188V165L186 166ZM206 168H208V166L207 167H205L204 168V172H205V169ZM68 169V168H67ZM75 169H77L76 167H75ZM120 169V168H119ZM156 169V168H155ZM155 169H153V170H155ZM161 169H162V167H161ZM169 169V168H168ZM171 169V168H170ZM225 169H227V167H225ZM261 169H263V168H260V170ZM64 170V169H63ZM73 170V169H72ZM77 170H79V169H77ZM132 170V169H131ZM157 170V169H156ZM174 170H177V169H174ZM211 170V169H210ZM228 170L226 171V173L228 172ZM65 171V170H64ZM63 171V172H64ZM67 171V170H66ZM74 171V170H73ZM119 171H121V170H119ZM123 171V170H122ZM152 171V170H151ZM160 171V170H159ZM261 171H263V170H261ZM16 172V171H15ZM83 170H82V174H83ZM130 172V171H129ZM153 172H155V171H153ZM165 172V171H164ZM172 172V171H171ZM173 172H175V171H173ZM183 172H186L185 171V169H183ZM195 172V169L193 170V174H195L194 173ZM202 172V171H201ZM11 173V172H10ZM56 173V172H55ZM70 173H71V171H70ZM133 173V172H132ZM162 173V172H161ZM167 173V172H166ZM220 173V172H219ZM235 173V172H234ZM256 173V175H254ZM47 174V173H46ZM74 174V173H73ZM78 174H79V172H78ZM140 174H142L141 172H140ZM154 174H156V173H154ZM172 174V173H171ZM211 174H215L214 172H213V170H212V173H210V174H208V175H210L211 176ZM222 174V173H221ZM220 174V175H221ZM227 174H229V173H227ZM226 174V175H227ZM233 174V173H232ZM262 174V173H261ZM165 175H168V173L167 174H165ZM203 175V174H202ZM216 175V174H215ZM215 176V177H213L212 179H214V180H212L211 179V183H212V181H216L215 183L218 185V183H217V181H219L218 179H219V177H221V176ZM223 175V174H222ZM62 176V175H61ZM75 176V175H74ZM104 176H105V174H104ZM121 175H119V177H120ZM124 176V175H123ZM131 176V175H130ZM152 176H155V175H152ZM171 176H174V175H171ZM201 176V175H200ZM244 176V177H243ZM67 177V176H66ZM117 177H118V174H117ZM126 177V176H125ZM158 177L160 178V176L158 175ZM157 177V178H158ZM162 177H164L163 176V173H162ZM169 177H170V175H169ZM233 177V178H232ZM262 177V176H261ZM59 178H62V177H59ZM153 178V177H152ZM158 178V179H159ZM167 178V177H166ZM175 178V177H174ZM204 178H205V176H204ZM203 178V179H204ZM206 178H207V176H206ZM208 178H210V177H208ZM63 179V178H62ZM67 179V178H66ZM121 179H122V176H121ZM158 179H156V181H158L159 182V180ZM170 180L171 179H173V178H169ZM177 179V178H176ZM189 179V178H188ZM74 180V179H73ZM123 180V179H122ZM127 180V179H126ZM129 180V179H128ZM130 180H131V178H130ZM150 180H151V178H150ZM164 180V179H163ZM190 180H192V179H190ZM209 180V179H208ZM32 181V180H31ZM171 181H173V180H171ZM183 181V180H182ZM199 181H201V180H199ZM249 181V180H248ZM252 181V180H251ZM55 182V181H54ZM101 182V181H100ZM141 182V181H140ZM152 182V181H151ZM154 182V181H153ZM165 184H167L166 183V179H165V181H163ZM202 182V181H201ZM201 182L199 183V184H201ZM220 182L222 183V181H221V178H220ZM220 182H219V184H220ZM241 182V181H240ZM31 183V182H30ZM63 183V182H62ZM62 183H61V186H62ZM66 183V182H65ZM102 183V182H101ZM143 183H145V182H143ZM148 183V182H147ZM192 183V182H191ZM194 183V182H193ZM204 183L206 184V181L205 182H203V185L201 186V187H205L204 186ZM208 183H210V180H209V182ZM210 183V184H211ZM238 183V182H237ZM57 184V183H56ZM55 184V185H56ZM105 184V183H104ZM130 184V183H129ZM153 184V183H152ZM185 184V183H184ZM188 184H189V182H188ZM196 183H194V185H195ZM198 184V185H199ZM213 184V183H212ZM234 184H236V183H234ZM58 185V184H57ZM103 185V184H102ZM124 185V184H123ZM143 185V184H142ZM145 185H146V183H145ZM155 185H156V183H155ZM172 185V184H171ZM177 185V184H176ZM186 185V184H185ZM193 185V184H192ZM191 185V186H192ZM222 185V184H221ZM225 185H222L223 187L225 186ZM238 185V184H237ZM254 185H255V183H254ZM104 186V185H103ZM139 186V185H138ZM154 186V185H153ZM208 186V185H207ZM218 186H220V185H218ZM251 186V185H250ZM60 187V186H59ZM70 187V186H69ZM68 187V188H69ZM119 187V186H118ZM141 187V186H140ZM159 187V186H158ZM163 187V186H162ZM177 187H179V186H177ZM196 187V186H195ZM200 186H199V188H198V190H199V192H201L202 190V188H201ZM222 187V188H223ZM246 187V186H245ZM252 187V186H251ZM256 187H258V185L256 184L255 185V188ZM53 188H55V186L53 187ZM63 188V187H62ZM125 188H127V187H125ZM148 188V187H147ZM150 188H152V187H149L148 189H149V191H151L150 190ZM210 188H213V187H210ZM216 188H218V187H216ZM220 188V187H219ZM261 188H264V186L263 187H261ZM60 189V188H59ZM108 189V188H107ZM115 189V188H114ZM138 189H139V187H138ZM143 189H144V187H143ZM155 189V188H154ZM191 189H193V188H191ZM190 189V190H191ZM225 189V188H224ZM223 189V190H224ZM236 189V188H235ZM246 189H247V191H248V188L246 187ZM245 189V190H246ZM257 189V188H256ZM33 190V189H32ZM54 190V189H53ZM64 190V189H63ZM70 190V189H69ZM162 190V189H161ZM170 190H171V188H170ZM174 190H177V189H175V186H174ZM179 190V189H178ZM221 190V189H220ZM244 190V191H245ZM55 191V190H54ZM58 191V190H57ZM62 191V190H61ZM110 191V190H109ZM148 191V192H149ZM152 191H154V190H152ZM158 191V190H157ZM184 191V190H183ZM192 191V190H191ZM193 191H194V189H193ZM219 191V190H218ZM225 191V190H224ZM231 191H233V190H230V188H229V190H228V193H227V197H229V198H227V199H230V195L232 194V192ZM257 191V190H256ZM67 192V191H66ZM70 192V191H69ZM136 192V191H135ZM142 192V191H141ZM145 192V191H144ZM161 192V191H160ZM159 192V193H160ZM164 192V191H163ZM167 192V191H166ZM168 192H169V190H168ZM182 192V191H181ZM186 192V193H185ZM196 192H198V191H196ZM221 191H219V192H217V193H219L220 195H221V193H220ZM241 192H243L242 190H241ZM260 192V191H259ZM61 193V192H60ZM109 193V192H108ZM132 193H133V190H132ZM137 193V192H136ZM154 193V192H153ZM162 193V192H161ZM177 193H178V191H177ZM187 193H189V191H188V189H185V191H184V193H180V195H182L183 196V194L187 197ZM191 193V192H190ZM189 193V194H190ZM248 193V192H247ZM61 194H63V193H61ZM104 194V193H103ZM127 194H128V192H127ZM135 194V193H134ZM137 194H139V193H137ZM142 194V193H141ZM165 194V193H164ZM179 194V193H178ZM234 194V193H233ZM232 194V195H233ZM246 194V193H245ZM253 194V193H252ZM258 194V193H257ZM46 195V194H45ZM64 195V194H63ZM114 195V194H113ZM115 195H117V193L115 194ZM119 195V194H118ZM117 195V196H118ZM150 195V194H149ZM157 195H158V193H157ZM175 195H177V194H175ZM179 195V196H180ZM197 195V194H196ZM223 193H222V196L221 197H223ZM226 195V194H225ZM224 195V196H225ZM70 197H71V195H69ZM129 196V195H128ZM132 196V195H131ZM135 196V195H134ZM139 196H141L140 194H139ZM167 196H169V194L167 195ZM185 196H183V198L185 197ZM189 196V195H188ZM248 196V195H247ZM114 197V196H113ZM133 197V196H132ZM137 197V196H136ZM153 198V196H151L150 195V198ZM185 197V198H186ZM213 197V196H212ZM231 197H235L234 195L233 196H231ZM238 196L236 195V198H237ZM47 198V197H46ZM104 198V197H103ZM102 198V199H103ZM110 198V197H109ZM138 198H140V197H138ZM151 198V199H152ZM155 198V197H154ZM153 198V199H154ZM180 198H182V197H180ZM246 198V197H245ZM245 198H242V199H245ZM60 199V198H59ZM58 199V200H59ZM130 199V198H129ZM157 199V198H156ZM177 199V198H176ZM187 199V198H186ZM233 199V198H232ZM238 199V198H237ZM242 199H240V200H242ZM253 199V198H252ZM68 200H70V199H68ZM136 201V204H137V198L135 199ZM147 200H148V198H147ZM162 200V199H161ZM225 201H226V199H224ZM239 200V199H238ZM239 200V201H240ZM131 201V200H130ZM142 201V200H141ZM151 201V200H150ZM224 201V202H225ZM232 201V200H231ZM231 201H229V202H231ZM234 201H236L235 199H234ZM248 201V200H247ZM65 202V201H64ZM95 202V201H94ZM112 202V201H111ZM148 202H149V200H148ZM147 202V203H148ZM158 202H160V201H158ZM220 202V201H219ZM223 202V204H222V202H221V208L223 209L222 211H221V213L223 212V214L225 215V217L228 215V211H229V209L231 208V206H229L230 204H229V202L228 201H226L229 205H227V204H225ZM244 202H246V201H244ZM56 203V202H55ZM122 203V202H121ZM242 203V202H241ZM129 204H130V202H129ZM132 204V203H131ZM138 204H140V206H141V203H138ZM146 204V203H145ZM157 204V203H156ZM189 205H190V203H188ZM187 204V205H188ZM201 204V203H200ZM244 204V203H243ZM126 205V204H125ZM160 205V204H159ZM194 204H192V206H193ZM120 206V205H119ZM165 206V205H164ZM195 206V208H197L196 207V205H194ZM193 206V207H194ZM248 206V205H247ZM51 207V206H50ZM64 207V206H63ZM111 207V206H110ZM138 206H135V208H137ZM153 207V206H152ZM163 207V206H162ZM192 207V208H193ZM216 207H218V206H216ZM66 208V207H65ZM71 208V207H70ZM77 208V207H76ZM79 208V207H78ZM112 208V207H111ZM125 208V207H124ZM158 209H159V207H157ZM187 208V207H186ZM190 208H191V206H190ZM191 208V209H192ZM200 209H202L201 207H199ZM263 208V207H262ZM59 209H60V207H59ZM82 210V208L80 207L79 208V210ZM122 209V208H121ZM131 209V208H130ZM152 209V208H151ZM154 209H156V208H154ZM200 209H198V210H200ZM61 210V209H60ZM77 210V209H76ZM127 210V209H126ZM153 210V209H152ZM197 210V211H198ZM109 211V210H108ZM112 211H113V209H112ZM133 211V210H132ZM131 211V212H132ZM149 210H147V212H148ZM217 211V210H216ZM262 211V210H261ZM260 211V212H261ZM80 212V211H79ZM96 212V211H95ZM114 212V211H113ZM180 212V211H179ZM196 212V211H195ZM218 212V211H217ZM259 212V213H260ZM64 213H66V212H64ZM72 213H73V211H72ZM119 213H120V211H119ZM258 213V214H259ZM81 214L83 215V214H85V213H83V212H81ZM107 214V213H106ZM131 214V213H130ZM132 214H134V213H132ZM147 214V213H146ZM189 214V213H188ZM54 215V214H53ZM80 215V214H79ZM81 215V216H82ZM124 215V214H123ZM122 215V216H123ZM134 215H137V214H134ZM158 215H159V213H158ZM52 216V215H51ZM54 216H56V214L54 215ZM108 216V214L106 215V217ZM127 216V215H126ZM190 216V215H189ZM199 216V215H198ZM197 216V217H198ZM201 216H204V215H201ZM57 217V216H56ZM60 217V216H59ZM105 217V216H104ZM118 217V216H117ZM135 217V216H134ZM138 217H139V215H138ZM195 217V216H194ZM200 217V216H199ZM63 218V217H62ZM61 218V219H62ZM76 218V217H75ZM202 218V217H201ZM255 218H256V216H255ZM54 219V218H53ZM77 219V218H76ZM80 219V218H79ZM78 219V220H79ZM221 219V218H220ZM225 219V218H224ZM254 219V218H253ZM56 220V219H55ZM64 220H65V218H64ZM92 220V219H91ZM149 220V219H148ZM174 220V219H173ZM175 220H177V219H175ZM57 221V220H56ZM61 221V220H60ZM104 221V220H103ZM106 221H107V218L105 219V223H106ZM135 221V220H134ZM134 221H133V223H134ZM147 221V220H146ZM251 221H252V219H251ZM138 222H140L139 220H138ZM138 222H136V224L138 223ZM142 222V221H141ZM58 223V222H57ZM60 223V222H59ZM103 223V222H102ZM113 223H115V222H113ZM132 223V224H133ZM145 223V222H144ZM149 223V222H148ZM239 223V222H238ZM260 223H262L263 225H264V223L263 222H260ZM52 224V223H51ZM116 224V223H115ZM119 223H117V225H118ZM129 224V223H128ZM136 224H134V225H136ZM142 224V223H141ZM216 224V223H215ZM223 224V223H222ZM251 224V223H250ZM34 225V224H33ZM53 225V224H52ZM55 225V224H54ZM103 225H104V223H103ZM144 225V224H143ZM145 225H146V223H145ZM261 225V224H260ZM57 226V225H56ZM97 226V225H96ZM110 226V225H109ZM137 226H140V225H137ZM214 226V225H213ZM223 226V225H222ZM93 227H95L94 225H93ZM115 227V226H114ZM126 227V226H125ZM133 227V226H132ZM132 227L130 228V229H132ZM143 227V226H142ZM244 227H245V225H244ZM261 227H262V225H261ZM96 228V227H95ZM122 228H123V226H122ZM128 228H129V226H128ZM228 228V227H227ZM260 228V227H259ZM100 229V228H99ZM116 229H117V227H116ZM124 229V228H123ZM127 229V228H126ZM211 229V228H210ZM208 230V233H209V231H212V230ZM226 229V228H225ZM231 229V228H230ZM261 229H263V228H260V230H259V232H258V229H256L254 232H252V233H254L253 234V237H254V235L255 234H257L258 233V237L260 236V234H264V231L263 232H261L260 233V231H261ZM91 230H93L92 228H91ZM114 230H115V228H114ZM168 230H170L169 228H168ZM203 230H205V229H203ZM219 230H220V228H219ZM231 230H233V229H231ZM249 230V229H248ZM72 231H74V230H72ZM93 231H95V230H93ZM111 231H113V230H111ZM120 231V230H119ZM152 231V230H151ZM163 231H164V229H163ZM200 231H202V230H200ZM205 231H207V230H205ZM223 231H225L224 229H223ZM71 232V231H70ZM85 232H87V231H85ZM102 232V231H101ZM116 232H117V230H116ZM220 232H222V231H220ZM227 232H229L228 230H226V233ZM68 233V232H67ZM74 233H75V231H74ZM98 233H100V232H98ZM113 233H115V231L113 232ZM203 233V232H202ZM6 234V233H5ZM70 234V233H69ZM76 234V233H75ZM84 234V233H83ZM95 234H97V233H95ZM104 234V233H103ZM117 234V233H116ZM206 234H207V232H206ZM210 234V233H209ZM250 234V233H249ZM109 235V234H108ZM113 235V234H112ZM201 235V234H200ZM216 235H218V237L216 236ZM214 234V232H213V244L214 245H211L210 243L212 242V240H209V241H211V242H208L211 246H210V248L212 247V249H213V246H214V263H201V259H202V257L204 256V254H205V252H204V250H202V253H199L198 255H196V256H194L193 257V255L191 256V258L187 261V263H183L181 260L183 259V258H179L178 259V257H180L179 256V250L178 249H176L175 250V254H174V256H172V257H169V259L168 260H164V259H162V260H155V261H151V263H146V264H232V262H233V257H232V255H228L227 257H225L224 256V254L225 253H223L224 252V250H226V252H227V254L228 253H232L233 255H236V253H237V251H236V245L237 244H235L234 242H233V239H231V238H226V243H225V239L224 238H221V237H223L224 235H221V234H219V233H217V234ZM239 235V237L241 236L242 238H247V236L246 235H248V233L246 234L245 233V231H244V229L241 231V234H238ZM67 236H69V235H67ZM84 236H85V234H84ZM83 236V237H84ZM91 236H93V234L91 235ZM94 236H98V234L97 235H94ZM120 236V235H119ZM126 236V235H125ZM147 236V235H146ZM192 236V235H191ZM202 236H203V234H202ZM205 236V235H204ZM203 236V237H204ZM208 236V235H207ZM212 236V235H211ZM225 236H227V235H225ZM13 237V236H12ZM26 237V236H25ZM39 237V236H38ZM63 237V236H62ZM96 237H93V238H96ZM107 237V236H106ZM127 237V236H126ZM125 237V238H126ZM198 237H200V236H198ZM220 237V238H219ZM36 238V237H35ZM70 238V237H69ZM72 238V237H71ZM70 238V239H71ZM77 238V237H76ZM79 238V237H78ZM77 238V239H78ZM86 238V237H85ZM88 238V237H87ZM86 238V239H87ZM90 238V237H89ZM89 238H88V243L87 244H89L90 242H91V244L92 245H95V242H94V240H93V238H91L92 239V241H93V243H92V241H91V239H90V241H89ZM124 238V239H125ZM131 237H129L128 239H130ZM161 238V237H160ZM208 238H209V236H208ZM256 238V236L253 238V239H255ZM14 239V238H13ZM33 239V238H32ZM31 239V240H32ZM81 239V238H80ZM97 239V238H96ZM127 239V238H126ZM147 239V238H146ZM150 239V238H149ZM190 239V238H189ZM203 239H205V238H203ZM228 239V240H227ZM85 240V239H84ZM163 240V239H162ZM196 240V239H195ZM202 240V239H201ZM200 240V241H201ZM241 240V239H240ZM256 240H258L257 238H256ZM26 241H27V239H26ZM86 241V240H85ZM118 241H121L120 239L118 240ZM208 241V240H207ZM244 241V240H243ZM32 242V241H31ZM45 242V241H44ZM109 242V241H108ZM196 242V241H195ZM205 242V241H204ZM251 242V241H250ZM61 243V242H60ZM118 243V242H117ZM120 243V242H119ZM185 243V242H184ZM188 243V242H187ZM187 243H185V244H187ZM244 243H247V245H244V247H246V246H248V247H250L251 248V246H252V244L251 243H249V241L247 242H244ZM254 243V242H253ZM16 244V243H15ZM79 244V243H78ZM101 244V243H100ZM111 244V243H110ZM184 244V245H185ZM197 244V243H196ZM204 243H202L201 245H203ZM255 244L256 245H258V243L257 242H255ZM10 245V244H9ZM43 245H44V243H43ZM62 245V244H61ZM206 244H204V246H205ZM264 245V244H263ZM13 246V245H12ZM82 246V245H81ZM87 246H89V245H87ZM91 246V245H90ZM100 246V245H99ZM105 246V245H104ZM103 246V247H104ZM191 246V245H190ZM203 246V247H204ZM207 246H208V244H207ZM48 247V246H47ZM76 247V246H75ZM92 248H94L93 246H91ZM91 247H90V249H91ZM97 247V246H96ZM108 247V246H107ZM188 247V246H187ZM258 247H259V245H258ZM264 247V246H263ZM19 248V247H18ZM106 248V247H105ZM109 248V247H108ZM207 248V247H206ZM210 248H208V252H209V250H210ZM250 248H248L249 249V251H251L250 250ZM47 249V248H46ZM46 249H44V251L46 250ZM83 249V248H82ZM88 249H89V247H88ZM175 249V248H174ZM246 249V248H245ZM259 249V248H258ZM24 250V249H23ZM41 250V249H40ZM87 250V249H86ZM96 250L98 251V249L96 248ZM241 250V249H240ZM247 250V249H246ZM254 250V249H253ZM256 250V249H255ZM49 251V250H48ZM83 251H85V250H83ZM91 251V250H90ZM101 251V250H100ZM108 251V250H107ZM106 251V253L108 254V252ZM219 251H221V253L222 254H220V252ZM242 251H243V249H242ZM245 251V250H244ZM248 251V250H247ZM24 252H26V251H24ZM57 252V251H56ZM65 252V251H64ZM94 252L96 253V251L94 250ZM99 252V251H98ZM112 252H113V248H112ZM212 252H213V250H212ZM49 253V252H48ZM81 253H82V251H81ZM89 253V252H88ZM164 253V252H163ZM183 253V252H182ZM53 254V253H52ZM91 254V253H90ZM99 254H100V252H99ZM98 254V255H99ZM110 254V253H109ZM165 254V253H164ZM209 255H212V253H208ZM247 254V253H246ZM262 254V253H261ZM19 255H20V252H19ZM93 255V254H92ZM97 254H94V256H96ZM101 255V254H100ZM159 255V254H158ZM226 255V254H225ZM263 255V254H262ZM51 257H52V255H50ZM102 256H105L104 254L102 255ZM101 256V257H102ZM107 256V255H106ZM22 257V256H21ZM42 257H43V255H42ZM46 257V256H45ZM207 258H208V256H206ZM210 257V256H209ZM212 257V256H211ZM23 258V257H22ZM26 258V257H25ZM91 258V257H90ZM99 258V257H98ZM213 258V257H212ZM13 259V258H12ZM89 259V258H88ZM95 259V258H94ZM209 259V258H208ZM207 259V260H208ZM245 259V258H244ZM3 260H4V258H3ZM2 260V261H3ZM104 260H106L105 258L103 259V262H104V264H105V261ZM108 261H106V264H110L109 263V259H107ZM184 260V259H183ZM25 261V260H24ZM46 261V260H45ZM93 261V260H92ZM185 261V260H184ZM263 261V260H262ZM262 261H261V263H262ZM5 262V261H4ZM3 262V263H4ZM18 262V261H17ZM77 262H78V260H77ZM76 262V263H77ZM55 263V262H54ZM95 263H97V262H95ZM117 264H119V263H117ZM121 264H123V263H121ZM236 264H237V262H236Z\"/></svg>",
	"mask_w": 264,
	"mask_h": 264
}]
</instances>
